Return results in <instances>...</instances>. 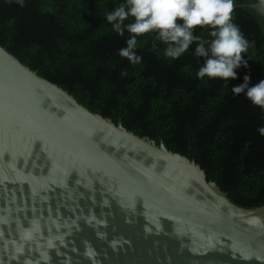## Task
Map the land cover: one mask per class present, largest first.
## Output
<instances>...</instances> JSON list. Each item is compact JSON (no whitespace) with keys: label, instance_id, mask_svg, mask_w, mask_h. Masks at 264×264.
Here are the masks:
<instances>
[{"label":"water","instance_id":"1","mask_svg":"<svg viewBox=\"0 0 264 264\" xmlns=\"http://www.w3.org/2000/svg\"><path fill=\"white\" fill-rule=\"evenodd\" d=\"M245 6L264 19V0ZM0 264H264V205L0 46Z\"/></svg>","mask_w":264,"mask_h":264},{"label":"trees","instance_id":"2","mask_svg":"<svg viewBox=\"0 0 264 264\" xmlns=\"http://www.w3.org/2000/svg\"><path fill=\"white\" fill-rule=\"evenodd\" d=\"M253 1L234 0L232 22L249 42L235 79H198L205 58L196 43L170 59L155 33L137 37L139 64L120 57L130 34L117 35L105 16L124 0H0V46L89 111L193 160L233 204L256 208L264 205V109L231 91L245 75L249 87L264 80V19L245 6ZM208 31L193 34L210 40Z\"/></svg>","mask_w":264,"mask_h":264},{"label":"clouds","instance_id":"3","mask_svg":"<svg viewBox=\"0 0 264 264\" xmlns=\"http://www.w3.org/2000/svg\"><path fill=\"white\" fill-rule=\"evenodd\" d=\"M234 0H124L105 16L117 35H130L126 46L118 50V55L131 64H139L142 57L136 54L137 37L155 33L156 39L166 45L164 55L178 59L194 42V54L204 57L198 69V79L221 78L235 79V69L247 61L241 54L249 47L248 40L232 22ZM131 18V22L125 24ZM181 20L182 25L176 23ZM207 26L210 40L194 35L193 29ZM243 61V63H242ZM249 77L244 83L231 88L233 94L244 93L255 106L264 109V80L255 86H248ZM246 90V91H245ZM258 132L264 135V127Z\"/></svg>","mask_w":264,"mask_h":264}]
</instances>
